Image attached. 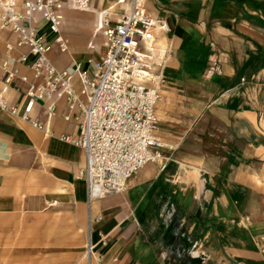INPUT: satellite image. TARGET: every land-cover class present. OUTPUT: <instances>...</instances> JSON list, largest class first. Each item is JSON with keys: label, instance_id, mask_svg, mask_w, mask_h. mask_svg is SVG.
I'll return each instance as SVG.
<instances>
[{"label": "crops", "instance_id": "obj_1", "mask_svg": "<svg viewBox=\"0 0 264 264\" xmlns=\"http://www.w3.org/2000/svg\"><path fill=\"white\" fill-rule=\"evenodd\" d=\"M146 8L170 28H156V48L168 52L157 105L162 159L122 194L90 202L79 176L84 151L60 139L79 134L80 111L55 96L52 113L51 101L39 100L40 130L0 109V233L65 223L76 249L70 264H264V0H147ZM130 9V1L93 0L91 11L63 10L69 49L54 43L49 57L59 69L76 68L78 92L77 74H92L105 51L104 13L115 20ZM37 27L48 35L44 21ZM16 43L0 29V60ZM22 54L27 46L9 53L11 65L43 84L47 76L35 79ZM1 76L0 68V87ZM17 84L6 95L13 104L28 87ZM90 215L102 220L90 226ZM31 243L22 238L23 247Z\"/></svg>", "mask_w": 264, "mask_h": 264}, {"label": "built area", "instance_id": "obj_2", "mask_svg": "<svg viewBox=\"0 0 264 264\" xmlns=\"http://www.w3.org/2000/svg\"><path fill=\"white\" fill-rule=\"evenodd\" d=\"M130 1L131 9L113 19L107 14L102 28L105 37L103 56L94 63L92 74L78 73L82 88L78 92L72 83L77 70L73 66L59 69L50 59L53 44L62 52L68 41L62 35L63 10L69 4L85 10L93 0H0V26L17 35L16 45L6 44L7 58L0 60L2 70L0 109L11 116L44 130L41 121L33 117L36 103L52 97L65 98L70 111L79 110L82 120L79 134H62L60 139L83 149L85 164L79 176L85 179L90 202L124 192L128 180L147 164L162 159L163 143L157 138L159 123L157 105L162 99L161 86L168 52L156 48L157 24L170 28L162 17L152 16L147 0ZM44 21L48 35L37 25ZM27 46L20 62L27 64L35 79L47 76L35 85L20 69L11 65L15 48ZM28 84L24 101L13 104L6 95L20 90L17 81ZM81 95L87 97L85 102ZM55 101L49 108L53 113ZM67 120L71 119L68 115ZM102 216L90 215V226ZM90 255L93 245H89Z\"/></svg>", "mask_w": 264, "mask_h": 264}, {"label": "rangeland", "instance_id": "obj_3", "mask_svg": "<svg viewBox=\"0 0 264 264\" xmlns=\"http://www.w3.org/2000/svg\"><path fill=\"white\" fill-rule=\"evenodd\" d=\"M39 225L43 227V231H37V223L32 222L25 227L23 232L15 234L1 232L0 264H70L73 261L72 251L76 250L70 246L72 237H74L71 229L66 227L65 223L62 225L63 227H59L57 230L53 224L48 225V223L42 222ZM14 228L19 230L22 227L15 226ZM23 237L32 239L29 247H23ZM21 248L28 250V253L22 254ZM88 249L86 245L83 253L85 259H88L86 253Z\"/></svg>", "mask_w": 264, "mask_h": 264}, {"label": "bare ground", "instance_id": "obj_4", "mask_svg": "<svg viewBox=\"0 0 264 264\" xmlns=\"http://www.w3.org/2000/svg\"><path fill=\"white\" fill-rule=\"evenodd\" d=\"M69 0H67L66 2H68ZM122 2H125V1H122ZM126 4V3H125ZM128 6V5H127ZM66 8H68V9H72V10H78V11H91V7H89L88 9H85V10H81V9H78V8H76V7H74L73 5H67L66 6ZM65 8V9H66ZM99 10V9H98ZM107 14H110L109 12H105L104 13V22H105V19H106V16H107ZM63 19H64V15H63ZM100 20V19H99ZM98 22V21H97ZM103 23V22H102ZM62 25H63V23H62ZM156 28H160L164 33H167L168 31H165V29L163 28V26H161L160 24H157L156 25V27H155V29H154V31H155V33H156ZM0 29H1V26H0ZM68 41V40H67ZM68 49H69V44H68V46H67V49L64 51V52H66V51H68ZM167 58H168V56L166 57V60H167ZM165 63H166V61H165ZM164 66H165V64H164ZM164 69V68H163ZM162 77H163V73H162ZM87 255H89V251L87 252Z\"/></svg>", "mask_w": 264, "mask_h": 264}]
</instances>
